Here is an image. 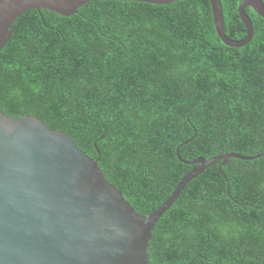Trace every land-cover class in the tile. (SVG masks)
Here are the masks:
<instances>
[{
	"label": "trees",
	"instance_id": "16d2710c",
	"mask_svg": "<svg viewBox=\"0 0 264 264\" xmlns=\"http://www.w3.org/2000/svg\"><path fill=\"white\" fill-rule=\"evenodd\" d=\"M241 1L221 0L232 39L247 35ZM245 11L253 38L230 47L210 0L27 10L0 51V109L68 133L149 215L197 167L189 162L264 152V17ZM222 162L158 220L150 264H264V156Z\"/></svg>",
	"mask_w": 264,
	"mask_h": 264
},
{
	"label": "water",
	"instance_id": "95a60500",
	"mask_svg": "<svg viewBox=\"0 0 264 264\" xmlns=\"http://www.w3.org/2000/svg\"><path fill=\"white\" fill-rule=\"evenodd\" d=\"M91 0H0V51L13 22L30 9L68 17ZM128 1V0H119ZM169 4L178 0H130ZM218 37L230 47L248 44L254 25L245 9L264 17L263 0H242L238 12L247 35L226 34L221 0H210ZM99 153V151H98ZM264 156L227 152L189 163L171 194L149 215L136 210L99 165L61 130L28 114L0 109V264H150L149 243L156 223L185 186L219 160Z\"/></svg>",
	"mask_w": 264,
	"mask_h": 264
}]
</instances>
